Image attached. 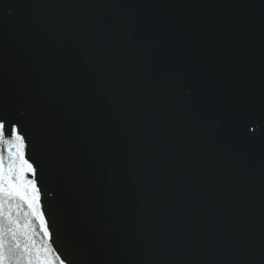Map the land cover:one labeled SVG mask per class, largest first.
<instances>
[{
    "label": "water",
    "instance_id": "95a60500",
    "mask_svg": "<svg viewBox=\"0 0 264 264\" xmlns=\"http://www.w3.org/2000/svg\"><path fill=\"white\" fill-rule=\"evenodd\" d=\"M0 119L50 233L5 198L6 247L264 264V0H0Z\"/></svg>",
    "mask_w": 264,
    "mask_h": 264
},
{
    "label": "snow or ice",
    "instance_id": "6c2138e0",
    "mask_svg": "<svg viewBox=\"0 0 264 264\" xmlns=\"http://www.w3.org/2000/svg\"><path fill=\"white\" fill-rule=\"evenodd\" d=\"M5 151L8 154L7 165ZM36 171L26 157L25 136L21 134L20 126L0 119V264H21L22 260L26 261V264H54L50 250L35 248L27 241L21 244L17 228H8L15 243L7 247L5 245L6 217L10 223H17L11 221L10 214L5 211V198H18L27 202L32 215L41 220L44 235L50 236L44 215L39 209L40 196L36 182L25 179L28 173L35 175ZM60 264H65L64 260H61Z\"/></svg>",
    "mask_w": 264,
    "mask_h": 264
}]
</instances>
